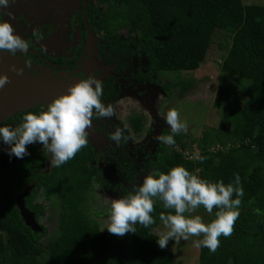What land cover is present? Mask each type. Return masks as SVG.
Listing matches in <instances>:
<instances>
[{"label":"trees","instance_id":"obj_1","mask_svg":"<svg viewBox=\"0 0 264 264\" xmlns=\"http://www.w3.org/2000/svg\"><path fill=\"white\" fill-rule=\"evenodd\" d=\"M100 1L105 3L104 9L96 8L92 13L107 38L108 57H145V77L169 98L183 97L193 80L178 75L163 82L162 71L195 70L204 63L216 31L230 38L219 67L223 73L251 81L252 91L244 103L237 109L222 110L219 128L212 134L205 131L195 140V147L191 137L183 140L180 133L174 136V146L159 142L144 164L152 175L183 166L202 179L226 185L239 174L244 195L234 233L219 238L215 253L206 247L197 248V264H264V0ZM114 27L126 29L131 36L121 38L112 31ZM129 120L135 131L142 129V116ZM171 134L168 129L162 133ZM211 135L230 145L211 149ZM31 152L0 169V264H173L172 251L157 244L159 216L172 211L165 209L162 201H155V224L148 228L137 224V232L124 237L107 230L111 207L105 211L91 209V194L97 184L107 191L125 188L101 175L91 161L94 154L89 142L66 164L51 166L40 174L34 171L42 169L48 151L42 147L36 154ZM197 153L206 159L201 162ZM112 169L122 172L125 183L135 178L133 170L115 165ZM32 178L38 179L37 185L29 193H18L17 187L29 184ZM130 193L126 191L123 197ZM37 194L43 201L58 203L57 229L44 242L40 238L46 235L45 229L37 231L28 219L40 217L45 206L33 203ZM216 211L206 223L215 219ZM103 219L108 222L101 227Z\"/></svg>","mask_w":264,"mask_h":264},{"label":"clouds","instance_id":"obj_2","mask_svg":"<svg viewBox=\"0 0 264 264\" xmlns=\"http://www.w3.org/2000/svg\"><path fill=\"white\" fill-rule=\"evenodd\" d=\"M10 0H0V13L8 8ZM11 16V12L7 13ZM29 43L15 34L11 23L0 22V51L13 56L19 51L26 53ZM20 74V71H17ZM9 81L7 75H0V89ZM102 83L94 77L82 79L70 86L66 94L59 95L48 104L47 110L38 114L28 112L23 116V123L18 128L0 126V141L8 145V155L23 159L30 155L27 146L41 143L51 154V166L60 167L88 145V129L94 118L110 119L115 115L112 104L102 102ZM171 129V135H159L156 139L168 146H174L175 135L187 132L188 125L182 122L176 109H170L165 117ZM110 140L120 145L125 142V129L116 128ZM197 159L203 162L206 158L197 153ZM244 190L239 174L232 183L223 181L210 182L189 172L183 166H176L169 172L157 175H146L139 186H134L126 198L113 199L110 210V234L124 237L136 233V225L145 228L155 224L152 216L155 200L163 202V207L172 210L161 213L160 221L167 231L159 234L157 244L165 249L169 241L179 243L190 237L196 239V248L206 247L215 253L220 247V237H230L234 233L235 223L240 216V207ZM203 207L209 214L214 209L215 219L205 223L200 215H190ZM174 212V214H172ZM259 214V209L256 210Z\"/></svg>","mask_w":264,"mask_h":264},{"label":"flooded vegetation","instance_id":"obj_3","mask_svg":"<svg viewBox=\"0 0 264 264\" xmlns=\"http://www.w3.org/2000/svg\"><path fill=\"white\" fill-rule=\"evenodd\" d=\"M44 4L37 5L34 0H10L8 8L0 13V22L7 20L12 24L15 34L29 43V49L26 53L18 51L13 56L8 52L0 51V75H7L10 81L4 88L0 89V126L18 128L23 123L25 114L28 112L38 114L46 111L48 104L59 95H62L57 93L48 102L28 104L25 102V98L19 94L18 88L12 84L14 77L40 78L48 76L66 84L70 80L78 79L80 81L94 77L103 85V95L101 97L103 102L118 96V92L115 91L116 81L119 80V77L123 78V73L128 69L129 60L133 57H140L137 54L127 57L123 55L116 57L111 54L108 57L110 52L105 47L107 38L104 36V32L95 24L96 14L92 13L96 8L99 10L104 9V2L100 0H63L61 4L51 2L46 7ZM8 12H11L12 15L9 16ZM110 58H113V60ZM145 61L146 70L144 72L137 71L136 77L149 82L145 77L147 60L145 59ZM121 65L123 68H121ZM17 71H20V74ZM98 120L99 118H94L91 127L100 141L97 149L88 138L94 154V158L91 160L92 163L99 168L100 172L109 169L105 171L106 176L107 172H110L113 177H120L122 172L113 170V165L119 166L123 170L136 172L135 161L132 156H128L131 153L125 149L124 142L120 144L121 153L113 154L115 150L109 143L112 141L109 137L114 131H108ZM131 128L134 133H140L144 125L139 131H135L132 124ZM3 145V142L0 141V169L13 165L18 160H23L15 156L10 157L7 153L9 146L3 147ZM42 147L43 145H40V143H35L28 145L27 150L36 154ZM135 152L136 149L133 150V153ZM47 159L42 169L34 171L35 174L50 169L51 164L45 168ZM116 161H119V163ZM130 162L134 164L131 167ZM101 175L107 178L104 174L101 173ZM37 183L38 179L32 178L29 184L17 187V192L22 195L29 193ZM38 189H41V185ZM39 199L40 201H38ZM40 202L43 203L37 194L33 203ZM43 205L45 204L43 203ZM44 209L45 206L41 210V216ZM32 214H35V212H32ZM40 217L32 216L28 219L33 225H39L40 231L46 230L39 222Z\"/></svg>","mask_w":264,"mask_h":264},{"label":"rangeland","instance_id":"obj_4","mask_svg":"<svg viewBox=\"0 0 264 264\" xmlns=\"http://www.w3.org/2000/svg\"><path fill=\"white\" fill-rule=\"evenodd\" d=\"M243 1L244 3H252L261 0ZM112 31L115 34L118 33L121 38L126 39L131 36L126 29L121 30L114 27ZM229 44L230 38L225 37L221 31H216L210 43L206 59L199 68L192 71H162L160 73L163 82L175 79L178 75L193 80L192 86L180 98L178 95L169 98L160 87L136 77L137 71L144 72L146 70V61L143 56L133 57L129 60V66L123 73V78L119 77V80L116 81L115 91L118 92V96L103 101L105 105H113L115 115L110 119L99 118L98 121L108 131H115L116 128L125 129L127 140L123 145L131 153L128 156H132L135 161V178L125 183L121 175L120 177H113L110 172H107L106 176L105 171L109 169H104L105 171H102V174L107 178L109 177L108 180L112 183L120 182L125 190L120 188L116 191H107L102 190L97 185L91 194L90 204L92 210L105 211L108 207H111L113 199L124 198L123 195L126 191L132 192L133 187L141 185L144 177L151 173V170L145 167L144 162L147 160V155L152 156L157 148L158 140L156 137L162 135L163 130H171L165 121L166 114L170 109L178 110L181 121L187 123L188 130L186 133L181 132L182 139L185 140V136L188 139L191 137L194 140L193 147H195V140L203 135L205 131H211L212 134L219 128L223 115L222 110L237 109L244 103L246 96L252 91L251 81L220 71L219 66ZM177 91L174 90V94H177ZM136 114L143 117L144 128L140 133H134L129 122V117ZM109 143L114 147L115 152L113 154L121 153V145H116L113 141ZM40 145L42 144L40 143ZM229 145V142L222 143L213 135L210 136L209 146L211 149L226 148ZM134 149H136L135 153H133ZM195 154L196 150L191 155L194 156ZM50 159L51 154L48 152L45 168L51 164ZM41 201L45 204V209L43 215L39 218V222L46 228V235L40 241L44 242L57 229L58 203L57 201L52 203ZM190 215H200L206 223L210 214L200 207ZM107 222L108 220H101L100 226L102 227ZM165 231L167 229L160 221L155 232L160 234ZM201 238L190 237L187 241L181 239L179 243L170 240L167 248L173 253V264H197V248L194 246L193 241Z\"/></svg>","mask_w":264,"mask_h":264},{"label":"water","instance_id":"obj_5","mask_svg":"<svg viewBox=\"0 0 264 264\" xmlns=\"http://www.w3.org/2000/svg\"><path fill=\"white\" fill-rule=\"evenodd\" d=\"M37 5L45 3V7L51 2H57L61 4L63 0H34ZM65 1V0H64ZM85 1V0H84ZM40 2V3H39ZM41 78V79H40ZM40 78L18 76L14 77L12 84L18 88L19 94L22 95L25 99V102L28 104L38 103V102H48L50 101L57 93L66 94L70 86L79 82L78 79L69 81V83H60L54 78L43 76ZM88 138L92 141L95 149L98 148L99 139L98 136L91 128L88 130ZM33 225V224H32ZM36 227L37 231L39 230V225H33Z\"/></svg>","mask_w":264,"mask_h":264},{"label":"bare ground","instance_id":"obj_6","mask_svg":"<svg viewBox=\"0 0 264 264\" xmlns=\"http://www.w3.org/2000/svg\"><path fill=\"white\" fill-rule=\"evenodd\" d=\"M70 81H72V80H70Z\"/></svg>","mask_w":264,"mask_h":264}]
</instances>
